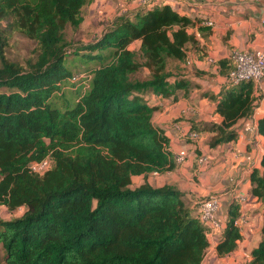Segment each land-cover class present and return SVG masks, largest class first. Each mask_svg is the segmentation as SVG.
<instances>
[{
	"label": "trees",
	"instance_id": "trees-1",
	"mask_svg": "<svg viewBox=\"0 0 264 264\" xmlns=\"http://www.w3.org/2000/svg\"><path fill=\"white\" fill-rule=\"evenodd\" d=\"M93 1L0 0V205L23 208L0 218V264H202L211 240L199 204L191 208L174 186L132 183L180 164L153 125L158 106L146 96L178 99L185 84L174 72L186 62L187 45L197 43L189 30L201 22L157 0L116 16L89 44H70L67 29L80 27ZM16 35L34 43L26 62L8 57ZM70 55L100 64L76 74L87 80L82 89L66 65ZM140 70L144 79L136 78ZM259 98L253 82L227 79L215 98L222 122L193 123V133H207L210 148L237 140L238 124ZM258 132L264 137V117ZM45 159L46 171L30 169ZM251 183L264 206V151ZM240 215L232 203L219 256L243 239ZM262 215V237L247 264H264Z\"/></svg>",
	"mask_w": 264,
	"mask_h": 264
},
{
	"label": "crops",
	"instance_id": "crops-1",
	"mask_svg": "<svg viewBox=\"0 0 264 264\" xmlns=\"http://www.w3.org/2000/svg\"><path fill=\"white\" fill-rule=\"evenodd\" d=\"M159 1L169 4L181 15L198 18L201 22L189 30L195 34L197 43L187 45L186 62L179 63L174 72L178 75L175 79L185 84L177 94L178 99L153 94L146 96L150 105L158 106L153 114V125L169 137L172 154L184 153L185 160L171 172L133 177V187L145 183L154 188L174 186L185 194L191 208L204 199H219V208L213 216L218 226L210 228L211 246L202 264H247L251 260V250L262 237L263 204L251 193V175L254 170H261L264 151V137L258 132V121L264 117V79L261 88L255 87L261 98L253 115L238 124L237 140L210 148L207 133L197 134L191 142L186 137L194 132L193 123L207 127L222 122L216 112L215 98L233 67L232 53L264 48V0ZM141 7L143 5L139 3L125 2L122 14ZM207 21L213 26H207ZM134 45L139 48L140 42ZM232 203L239 204L240 217L244 219L240 228L243 239L237 242L233 252L219 256L216 251L219 231L225 226Z\"/></svg>",
	"mask_w": 264,
	"mask_h": 264
},
{
	"label": "rangeland",
	"instance_id": "rangeland-1",
	"mask_svg": "<svg viewBox=\"0 0 264 264\" xmlns=\"http://www.w3.org/2000/svg\"><path fill=\"white\" fill-rule=\"evenodd\" d=\"M125 2L130 4L134 2L138 4V0H96V2L91 5L89 8H86L84 22L80 25L79 28H68L66 32L67 41L70 44L82 45L89 44L96 38H98L105 28L107 22L112 21L116 16L121 15L125 5ZM133 49H138L137 46L133 45ZM34 49V43L20 35H16L12 38L10 46L8 48V57L14 61L26 62L30 57ZM107 55V51L104 53ZM108 59H106L107 61ZM67 67L71 70L73 75L81 73L83 71L89 72L97 67L99 63H91L85 65L81 60L75 58V56L70 55L66 61ZM147 75V71L140 70L137 73L136 78L144 79ZM76 77H81L80 80L84 79V74H79ZM83 77V78H82ZM78 81V80H77ZM73 81V82H77ZM80 84H77V89H82L81 86L87 85V80L78 81ZM75 88V87H73ZM71 91V90H68ZM23 212V208L19 209L16 212H11L7 207L0 205V218L3 219H12L13 217L20 215Z\"/></svg>",
	"mask_w": 264,
	"mask_h": 264
},
{
	"label": "built area",
	"instance_id": "built-area-1",
	"mask_svg": "<svg viewBox=\"0 0 264 264\" xmlns=\"http://www.w3.org/2000/svg\"><path fill=\"white\" fill-rule=\"evenodd\" d=\"M157 0H138L139 4L146 5L155 3ZM188 1V0H184ZM207 26H213L211 21L205 22ZM264 24V20H263ZM233 62V69L229 72L227 79L233 84L251 81L255 87L261 88V82L264 79V48L256 49L254 51H234L231 55ZM77 76V75H76ZM73 77V81H79L81 77ZM83 78V77H82ZM264 92V89H263ZM250 129V128H248ZM191 139L197 138V134L191 133ZM185 160L184 153L176 155L177 163H182ZM205 160V159H202ZM51 165V161L45 159L41 162H33L30 164V169L33 172L42 173L46 171ZM219 208V199L210 198L199 203V219L210 229L218 226L214 219V212ZM244 219L239 217L236 225L240 229ZM222 229V228H221Z\"/></svg>",
	"mask_w": 264,
	"mask_h": 264
},
{
	"label": "water",
	"instance_id": "water-1",
	"mask_svg": "<svg viewBox=\"0 0 264 264\" xmlns=\"http://www.w3.org/2000/svg\"><path fill=\"white\" fill-rule=\"evenodd\" d=\"M262 209H264V206L262 207Z\"/></svg>",
	"mask_w": 264,
	"mask_h": 264
}]
</instances>
